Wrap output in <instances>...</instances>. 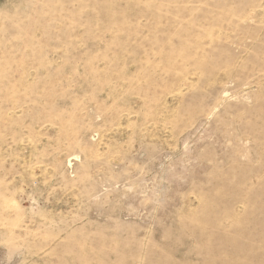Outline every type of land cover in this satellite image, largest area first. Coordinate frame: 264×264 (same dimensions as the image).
<instances>
[{"label": "rangeland", "instance_id": "rangeland-1", "mask_svg": "<svg viewBox=\"0 0 264 264\" xmlns=\"http://www.w3.org/2000/svg\"><path fill=\"white\" fill-rule=\"evenodd\" d=\"M0 264H264V0H0Z\"/></svg>", "mask_w": 264, "mask_h": 264}]
</instances>
